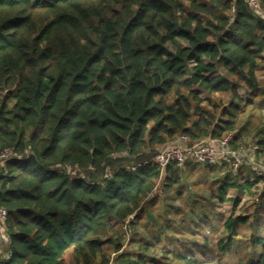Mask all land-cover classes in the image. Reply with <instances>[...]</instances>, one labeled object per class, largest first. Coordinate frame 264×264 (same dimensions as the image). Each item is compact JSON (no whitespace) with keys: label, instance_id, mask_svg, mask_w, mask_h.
<instances>
[{"label":"trees","instance_id":"16d2710c","mask_svg":"<svg viewBox=\"0 0 264 264\" xmlns=\"http://www.w3.org/2000/svg\"><path fill=\"white\" fill-rule=\"evenodd\" d=\"M259 4L261 12L247 0H0V155L12 151L0 156L7 210L0 264H66L68 250L69 264H110L113 253L118 264H160L147 254L160 235H135L137 223L145 214L167 228L173 209L163 207L161 218L142 206L160 176L155 165L128 166L180 133L196 141L233 132L238 144L255 130L264 154V86L256 73L264 0ZM237 82L253 98L242 99ZM227 91L229 101L220 103L215 94ZM185 164L200 176L194 183L205 182L208 204L195 196L201 216L228 200L227 232L240 223L249 228L245 255L227 264H264V182L253 220L236 214L261 176L250 179L242 166L218 177L216 164ZM183 171L175 162L165 169V187L180 196ZM131 214L130 241L141 247L133 252L122 249ZM231 242L230 235L218 241L222 254ZM174 255L173 264H199L183 249Z\"/></svg>","mask_w":264,"mask_h":264},{"label":"rangeland","instance_id":"374dc122","mask_svg":"<svg viewBox=\"0 0 264 264\" xmlns=\"http://www.w3.org/2000/svg\"><path fill=\"white\" fill-rule=\"evenodd\" d=\"M221 69L224 70L223 68ZM256 73L259 84L261 86H264V51L263 58L258 63ZM235 85L242 99L253 98V95L250 93L249 89L243 82H237L235 83ZM218 94L221 98L220 103H227L229 101V91L221 94L216 93L215 95ZM211 105L212 104H209V107L212 109L216 107H211ZM260 124L264 126V115L262 116V121ZM232 133L233 132H228L226 133V135L230 134V144L234 149H247V147H249L250 145H257L256 140L260 136L258 132H255V130H251L247 134L242 135L243 139L240 140L238 144H234L235 142H233L231 138ZM174 138L168 139L165 143L172 141ZM206 138H209V136L198 139L196 141L205 140ZM165 143L157 145L155 147V150L157 151V149ZM257 150L255 159L261 160L264 163V154H259ZM126 163L129 164V161H126L124 164ZM199 164L204 165L203 163ZM212 164L220 166L219 171H217L218 177L222 176L224 173L237 174L242 166L248 167L250 169V179H252L254 175H258L255 169H253L251 164L247 163L246 160L241 161L237 167H233L229 161H222V163L213 162ZM179 166H181V168L184 170L180 180L187 185L184 189L182 188L183 193L181 194V196L177 195V190H175V188L168 189L167 187H165V172H163L157 178L152 191L148 194V196L142 203V206L147 207V210L151 209L153 211V214L156 215L157 213H162V215H160L161 218L166 216V214H164L165 212L163 207H171L173 209V213H170V216L172 217V221L175 220V222H171V224H169L170 226L167 228H164L163 225H161L163 227H158L161 221L155 222L151 219H147L144 214V217L142 219H139V222L137 223L138 231L137 233H135V235L145 236L152 241L155 240L156 235H160L159 241H155V245L147 249V254L150 257L152 256L160 264H173L175 261H177V258L174 255L175 250L182 249L190 254H194L195 260H197L199 264H217L219 261H221L222 264H227L229 261L236 262L240 257H243L245 255V238L248 236L249 232L247 224H238V226H236V229L234 230L235 233L232 231L230 233L227 232L226 226L224 225V220L229 215L231 208V202L228 200L223 203L217 202L216 204H214V207L207 206L205 210V212L207 213V218L202 217L201 212H203V209L201 208L200 201H198V199L196 200L195 196H197L198 198H204V201L206 202V204H208V195L207 192L204 191L206 189L205 182L199 181L198 183H194L196 179L200 178V176L196 173L197 170H195L191 174L187 172L186 164H182ZM67 169L71 168L68 167ZM110 170L111 166L108 165L105 168V171L108 172ZM71 171H74V168H72ZM81 174L85 175L86 173L81 172ZM103 174L105 175V172ZM92 176L99 178L102 176V173H96ZM263 182L264 179L261 177L253 184L251 191L246 190L243 194L240 204L236 209V214L239 213L248 218L247 222L252 221L254 216L256 215V212L262 209L260 206L259 193L262 189ZM235 193V188H229L228 194L234 195ZM171 195L173 196V198L170 197ZM154 198H156V200L153 208L148 207V201ZM164 200L166 201L165 203H163ZM191 207H193L197 212V214L192 218L187 216V212ZM176 209L179 212L174 213ZM260 212V229L263 231L264 236V211ZM133 215L134 214H131L127 221L123 224L122 230H124L123 233L125 234V243L122 248L123 250L132 251L141 249V247H139V244L130 241V238L133 234V227L130 225L129 221L133 218ZM154 222L155 225L153 224ZM228 235L232 236L231 246L228 247L229 249L227 248L229 250V253L222 254L217 243L220 240L226 241ZM115 254L117 253L112 254V262H110V264H118V261L115 259ZM131 256H133L132 253ZM220 256L222 259H220ZM71 260L72 255L70 250H68L65 254L66 264H69Z\"/></svg>","mask_w":264,"mask_h":264},{"label":"built area","instance_id":"2783aa9c","mask_svg":"<svg viewBox=\"0 0 264 264\" xmlns=\"http://www.w3.org/2000/svg\"><path fill=\"white\" fill-rule=\"evenodd\" d=\"M247 1L253 8L261 12L259 0ZM256 149L257 145H250L247 149H234L230 144V134L223 137H209L201 141H189V137L186 134L180 133L172 141L159 147L152 156L145 158L141 162H136L128 166V168L135 169L141 164L150 163L155 165L160 170V174H162L170 162L182 165L190 160L197 163H222V161H229L233 167H237L241 161L246 160L257 174L264 179V163L255 159ZM11 153L12 151L6 148L0 156L3 159ZM6 217L7 210L0 205V243L7 238Z\"/></svg>","mask_w":264,"mask_h":264},{"label":"crops","instance_id":"0c3cea01","mask_svg":"<svg viewBox=\"0 0 264 264\" xmlns=\"http://www.w3.org/2000/svg\"><path fill=\"white\" fill-rule=\"evenodd\" d=\"M4 247H5L4 244L0 247V256L6 255V251Z\"/></svg>","mask_w":264,"mask_h":264}]
</instances>
